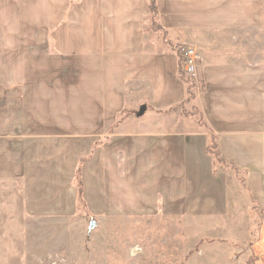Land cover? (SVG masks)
I'll use <instances>...</instances> for the list:
<instances>
[{
	"label": "crops",
	"instance_id": "0c3cea01",
	"mask_svg": "<svg viewBox=\"0 0 264 264\" xmlns=\"http://www.w3.org/2000/svg\"><path fill=\"white\" fill-rule=\"evenodd\" d=\"M148 5L0 0V195L13 186L51 203L62 179L69 195L92 149L81 181L111 214L217 227L238 217L217 233L227 235L218 262L264 264V0H156L166 41L150 30ZM168 43L199 49L193 105L234 170L214 164L208 132L183 114L187 84ZM238 174L253 233L235 209ZM202 255L195 264L209 262Z\"/></svg>",
	"mask_w": 264,
	"mask_h": 264
},
{
	"label": "rangeland",
	"instance_id": "374dc122",
	"mask_svg": "<svg viewBox=\"0 0 264 264\" xmlns=\"http://www.w3.org/2000/svg\"><path fill=\"white\" fill-rule=\"evenodd\" d=\"M70 3L77 4L80 0H70ZM66 20L67 15L63 22ZM155 24L156 20L150 16V30L166 41L167 34L158 32ZM58 28L54 27L52 34ZM186 47L195 49L199 57L197 70L200 51L194 46ZM50 49L56 53L52 37ZM192 81L194 86L190 92L193 99L186 103L189 106L184 111L195 113L199 120L200 111L193 104L195 93L202 86L199 81ZM91 152L92 149L88 157ZM87 158L77 164L71 189L68 188L70 196L61 192L64 187L60 184L65 180H54L59 187L56 185L51 203L39 196L28 202L25 201L27 196L13 192V186L3 187L5 193L0 195V264H195L197 261L193 259L201 258L202 254L209 259L205 264H220L218 261L224 253L221 245L227 242V235L217 233L226 231L228 222H240V218H230L217 227L214 222L202 225L203 220L191 223L189 220H171L159 214L153 217L114 216L108 203L98 202L99 197L93 196V187L84 186L81 181V166ZM225 168L230 170L226 165ZM236 178L242 188L238 186L235 209L245 216L240 217L246 225L250 223L253 233L256 227L253 223L257 225L258 219L253 216L250 195L243 189L242 175L238 174ZM27 183L22 182V192L29 190ZM102 198L103 195L100 200Z\"/></svg>",
	"mask_w": 264,
	"mask_h": 264
},
{
	"label": "trees",
	"instance_id": "16d2710c",
	"mask_svg": "<svg viewBox=\"0 0 264 264\" xmlns=\"http://www.w3.org/2000/svg\"><path fill=\"white\" fill-rule=\"evenodd\" d=\"M148 8H149V13L150 16L153 20H156L155 27L158 32H162L159 24L157 23V8H156V0H148ZM170 46V45H169ZM171 49H173L177 54L181 50V47L173 48L170 46ZM181 59L179 58V70H178V75L179 78L187 84V95L188 98L186 100V103H188L191 99H193V94L190 92L191 88L194 86V83L191 78L185 77L184 74L181 71ZM182 107V106H181ZM183 114L185 115H194L195 113H187L182 109ZM198 125L200 127H203L207 132H208V141H207V146H206V153L213 158L214 164L216 166L223 165L225 166L226 164L220 159L217 148H216V138L212 135L211 131L207 128V126L204 124L202 120V116L200 114L199 120H198ZM233 169L231 166L226 165ZM234 170V169H233ZM251 264V262H249Z\"/></svg>",
	"mask_w": 264,
	"mask_h": 264
},
{
	"label": "built area",
	"instance_id": "2783aa9c",
	"mask_svg": "<svg viewBox=\"0 0 264 264\" xmlns=\"http://www.w3.org/2000/svg\"><path fill=\"white\" fill-rule=\"evenodd\" d=\"M179 55L182 60V73L187 77L193 76L195 74L197 61L199 60L195 49L187 47L182 48Z\"/></svg>",
	"mask_w": 264,
	"mask_h": 264
}]
</instances>
